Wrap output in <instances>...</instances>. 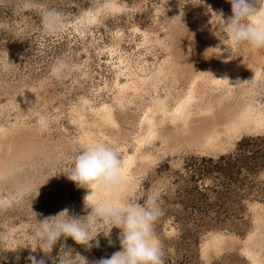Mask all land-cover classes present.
<instances>
[{"label":"rangeland","instance_id":"374dc122","mask_svg":"<svg viewBox=\"0 0 264 264\" xmlns=\"http://www.w3.org/2000/svg\"><path fill=\"white\" fill-rule=\"evenodd\" d=\"M195 3L0 0V264H53L65 250L87 264L110 258L115 227L90 249L62 237L51 258L25 246L62 210L78 218L85 204L143 203L153 192L164 264H264V51H226L213 33L230 3ZM44 10L61 14L58 31H44ZM60 59L70 68L57 80ZM242 112L254 127L231 138L217 123ZM213 126L216 149L203 135ZM93 142L114 147L122 168L132 160L115 193L58 172Z\"/></svg>","mask_w":264,"mask_h":264},{"label":"clouds","instance_id":"9594fccd","mask_svg":"<svg viewBox=\"0 0 264 264\" xmlns=\"http://www.w3.org/2000/svg\"><path fill=\"white\" fill-rule=\"evenodd\" d=\"M202 3L203 0H196L195 4ZM228 3L231 5V15L224 18L222 10L216 13L219 23L213 34L227 46L226 51L231 52L233 47L241 46L257 52L264 51V5L261 4V0H228ZM60 18L61 14L57 11L44 10L42 12L44 31L48 33L58 31ZM69 68L67 61L60 59L52 66L51 75L60 80ZM58 172L63 173L78 188L86 189H90L93 184L108 189L118 187L122 183L123 175L119 153L114 147L102 142L80 146L75 152L71 166ZM141 199L143 203L85 204L86 209L90 208L91 211L78 218L69 215L67 209L62 210L51 219H42L31 228L33 244L25 247H29L31 252L39 249L44 256L51 258L49 254L62 237L64 239L71 237L76 244L90 249L93 246L99 247V240L96 238L100 233L109 237L111 229L115 227L120 229L118 234L120 250L114 252L110 258H101L93 264H164V249L155 233V224L164 214L160 194L153 192ZM101 225L104 230H101ZM111 243L109 240V244ZM65 253L63 258L59 255L53 264H78L75 256L81 257L83 264H87L79 254L74 256L73 250L72 252L65 250ZM27 259L30 264H46L44 257L37 259L36 256L29 255Z\"/></svg>","mask_w":264,"mask_h":264},{"label":"bare ground","instance_id":"6f19581e","mask_svg":"<svg viewBox=\"0 0 264 264\" xmlns=\"http://www.w3.org/2000/svg\"><path fill=\"white\" fill-rule=\"evenodd\" d=\"M184 111H185V104L179 109V115H178V117L181 116V114H184L183 113ZM105 117H106V119H109V116H108V112L107 111L105 112ZM250 117H251V113L250 112H248V113L242 112L238 116H235L233 118H230L227 122H222L221 124L220 123H217V124H218V126L219 125L225 126L226 127L224 129L225 130V134H227L229 137L231 136V138H234L237 135L241 134L242 132L248 131L252 127H254V125L252 126V124L250 125V123H249ZM146 122L148 123V125L151 124L150 117H146ZM257 127H258V124L255 125V129ZM203 131L205 132V134L203 132V135H207V136H205V139H204V140H206V145L209 146V148L216 149L218 146L215 145V143L213 142V140L216 138V136H218L219 134H221V130L216 129L215 126H213V128H210L209 131H207V130L205 131V129ZM131 162H132V160L129 161V164ZM129 164L127 163V165L122 168V173H123L122 177L125 176V173H126L128 167H129L128 166ZM96 188H98V186H96ZM105 190H107V191L114 190V193H115L116 192L115 191L116 190V187L115 188H111V189L105 188L104 191Z\"/></svg>","mask_w":264,"mask_h":264},{"label":"trees","instance_id":"16d2710c","mask_svg":"<svg viewBox=\"0 0 264 264\" xmlns=\"http://www.w3.org/2000/svg\"><path fill=\"white\" fill-rule=\"evenodd\" d=\"M249 141H251V139H247V138H244V139H241L240 141H238L237 145L239 146L240 151L243 149V146H245L246 143ZM221 157H224V156H221Z\"/></svg>","mask_w":264,"mask_h":264}]
</instances>
